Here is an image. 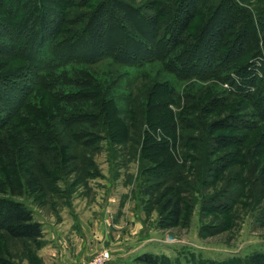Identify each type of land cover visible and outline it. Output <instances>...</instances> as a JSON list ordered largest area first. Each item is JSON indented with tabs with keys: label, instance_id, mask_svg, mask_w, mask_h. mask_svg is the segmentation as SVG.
<instances>
[{
	"label": "trees",
	"instance_id": "16d2710c",
	"mask_svg": "<svg viewBox=\"0 0 264 264\" xmlns=\"http://www.w3.org/2000/svg\"><path fill=\"white\" fill-rule=\"evenodd\" d=\"M4 2L0 0V5ZM8 2L7 9L12 12L18 11L21 3L28 6L21 21L14 15L13 35L2 23L0 30L8 33L14 47L20 44L18 56L27 62V73L32 74L27 83L36 85L30 91L31 87L18 84L2 85L0 79V102L7 106L5 117L0 118V177L4 179L0 184L21 190L24 182L51 190L62 176L76 170L74 162L85 161L88 170L92 169L88 154L96 153L99 143L107 139L111 147L128 143L133 150L138 149L139 163L147 166L145 182L151 193L164 187L159 198L165 203L158 211L161 217L166 213L163 228L176 226L180 220L188 223L198 200L202 212L228 216L222 221L227 227L241 206L255 211L264 226V61L255 74H247L245 68L248 60L260 56V43L264 50V7L250 9L239 0H148L143 10L154 14L145 15L121 0ZM78 6L84 11H74ZM199 14L205 18L202 27L187 42V32ZM78 16L81 19L73 23L78 25L82 20L83 28L78 32L70 26L62 30L68 17L72 22ZM27 31L30 35L24 39ZM61 31L63 39L55 43ZM177 48L184 49L176 52ZM11 49L0 43V51L11 54ZM105 59L129 67L158 61L178 79L197 82L214 80L230 85V74L236 73L241 75L246 93L238 96L219 89L220 101L208 88L200 98L183 92L174 102L182 104L177 114L170 110L171 104L153 102L156 91L136 105L129 97L130 127L113 119L123 124L124 133L120 134L106 118L110 106L117 113L109 90H103V82L89 69ZM237 62H241L239 68ZM70 65L74 68L68 71ZM37 88L46 92L44 97L36 96ZM234 96L245 102L243 109L234 107ZM224 109L227 114L221 119L209 120ZM159 112H167V120ZM227 129L249 133L218 134ZM159 131L168 139L159 137ZM161 154L165 159H158ZM188 168L194 172L195 183L184 175ZM93 177L86 173L85 178ZM217 182L223 187L205 195ZM186 195L193 200L191 206L185 204L182 196ZM0 235L34 243L42 239L43 230L23 204L0 199ZM135 262L170 264L150 254ZM0 264H8L1 254ZM223 264H264V253Z\"/></svg>",
	"mask_w": 264,
	"mask_h": 264
},
{
	"label": "rangeland",
	"instance_id": "374dc122",
	"mask_svg": "<svg viewBox=\"0 0 264 264\" xmlns=\"http://www.w3.org/2000/svg\"><path fill=\"white\" fill-rule=\"evenodd\" d=\"M5 1L9 3V0ZM84 1L86 2V0ZM121 1L140 9L141 13H145V15L154 14L151 10H146V8L143 10L144 7L142 5H145L148 0ZM6 2L0 5V23L10 29L11 31H7L9 34L13 35L16 28V20L20 19L19 21H21V19L25 17L28 12V6L26 7V5L22 4L24 3L23 1L20 4V9L15 11L17 14H14L15 12L7 9ZM80 2L82 3V0H80ZM239 2L250 9L264 7V0H239ZM9 8L12 9L11 7ZM82 9L83 8H79L78 6L74 8V11H84ZM113 13L117 20H121L116 11H113ZM14 15L17 16L16 20L14 18L16 16ZM78 19H81V17L72 18L71 22L68 17L69 22L66 23L62 30L70 26L71 28H75L76 32H78L83 28L82 20H80L81 24L77 25L73 23V21L76 22ZM204 19L205 18H202L201 14L196 17L191 25V29L187 32V34H189L188 38H186L187 42L191 41L190 35L196 34L197 30L202 27ZM122 24L124 23L122 22ZM8 33L4 30H0V43L7 46V48H12L10 52H13L10 54L7 53L9 50L4 52L0 51L1 84L5 86L18 84L20 87H31L29 89L31 91L32 87L36 84L33 83L30 85L27 83L30 82L32 74H30V72L29 74L27 73V62L23 61L22 57L18 56L20 54L18 50L20 44L14 47L13 40L8 36ZM28 33L29 31L23 34L25 37L24 39L28 38V35H30ZM46 37L48 36L46 35ZM62 39L63 33L61 31L55 36L54 42L57 43L62 41ZM226 41L227 38L223 41L225 43V48H227ZM259 48L261 49L260 56L248 60L245 66L247 74L250 73L252 75L257 71L260 72V64L264 61V50L261 43ZM181 49L184 48H177L176 52ZM223 49L218 53H221ZM240 63L241 62H237L235 66L239 68L238 66L241 65ZM71 67L74 68L70 65L67 70L71 71ZM89 69L100 82H103L105 86L103 90L106 88L109 90V96L113 99V104L117 108V113L110 106V109L107 110L106 118H109L108 120H110L112 128L115 129L117 133L119 131L120 134L124 133V127L120 121H124L125 124L130 127L129 120L133 117L128 110L130 108L127 103L129 97H132L133 105H136L137 103L145 102L146 96H150L151 91H156L153 102L160 104V106L161 104H171L169 107L170 110L173 114H177L180 112L182 104L174 102L177 100V95L180 96L183 92H186L185 94H189L192 98L194 96L200 98L208 88L209 91L214 92L212 94L219 95L220 101H222V96L218 93L219 89L236 93L238 96L246 93V87L240 77L241 75H236V73L230 74L233 83L230 85L220 84L214 80L206 82H197L195 79L180 80L172 73L165 71L161 62L158 61L137 67H129L116 64L110 59H105L90 66ZM36 90H38V88ZM45 93L44 90L39 89L36 96L42 98ZM236 96L233 97L236 101L234 107L243 109L245 102L241 103V98ZM8 99L11 98L9 97ZM32 101L35 105L36 100L32 99ZM247 109L244 110L245 112L243 113H247ZM6 112V104L0 102V118L5 117ZM159 113L160 115L163 114V112ZM167 114L168 113L165 112L161 117L166 119ZM226 114V109L221 113L216 111L213 116H210L209 120L215 121L216 119H221ZM113 119H119L120 121ZM244 119H248V117ZM129 129V134L132 135L133 130L132 128ZM180 132L179 130V133ZM230 133L245 134L249 132L248 130L237 132L227 129L218 134L229 135ZM158 136L168 139L167 134L162 131L158 132ZM1 142H3L5 146L7 145L4 139ZM11 150V153L15 152V149L10 148V151ZM180 151L184 152L183 149H180ZM88 157L92 161V169L88 170L90 166L85 161L74 162L73 168L76 170L72 171L69 175L62 176L61 180L52 186L53 188H51V190L47 188L40 190L32 185H26L24 182H22L23 186L21 190L13 186L6 187L4 184H0V199L11 200L23 204L31 211L33 219L41 224L42 230L46 231L44 232V236L47 237L46 240H42V238L32 243L29 241L10 240L0 235V254L5 258L8 264L59 263L60 256L56 258V256L49 254L48 250H45L47 243H52L54 249H59L63 252L61 258L66 264L90 262L103 251L110 254V251L104 246L99 251L97 250L92 254L88 251V254L85 253L81 255L83 249L80 251L78 249L81 243L92 245V243L86 241H93L94 239L92 237L90 238L88 231L83 232L80 228L79 211H86L93 203L98 204L94 202L98 195L120 194L124 189L127 191L125 195L133 196L138 208L141 209L144 214V224L146 225L145 234L148 235L144 238V244L154 243L150 246L153 249L151 251L154 252L145 250L142 254L130 259L128 264H139L135 262V259L145 254L165 258L170 264H206L208 262L223 264L231 260H244L254 254L264 253V226L259 221L255 211H249L245 207L243 208V206L239 207L235 214V220H231V225L227 227L228 224H223L222 221L228 216H223L216 212H202L198 200L191 208L190 216L187 218L188 223L183 224V220H180L179 224L176 226L163 228V219L166 213L161 217L158 211L165 203L164 201L161 202L159 198V195L164 193V187L159 188V190L157 189L153 193L148 190L149 185L145 182L147 179L144 169L146 164L142 162L143 166L139 163V152L137 148L133 150L132 145L128 143L115 146L112 145L111 147L109 141L103 139L99 143V150L93 155L88 154ZM158 159H165V156L161 154ZM191 166L193 165L191 164ZM184 171L187 180L195 183L196 177H194L193 170L189 171L188 168ZM86 173L94 174V177L85 178ZM2 181H4V179L0 177V183ZM2 185H4V187ZM222 185H224L222 182H217L216 186L211 188L210 191H207L205 195L213 194L216 190L221 189L223 187ZM38 190H40V192ZM182 197L185 198L186 206L192 205V198L187 195ZM158 201L159 204H157ZM241 202L244 201L241 200ZM84 214L85 213H81V216ZM168 239L170 240L167 241Z\"/></svg>",
	"mask_w": 264,
	"mask_h": 264
},
{
	"label": "crops",
	"instance_id": "0c3cea01",
	"mask_svg": "<svg viewBox=\"0 0 264 264\" xmlns=\"http://www.w3.org/2000/svg\"><path fill=\"white\" fill-rule=\"evenodd\" d=\"M125 192L127 191L124 189L120 194L98 195L94 201L98 204L93 203L86 211H79L80 228L83 232L88 231L90 238L94 239L86 241L92 245L81 243L78 247L79 251L83 249L81 255L89 252L92 254L105 246L111 256L107 264H128L130 259L142 254L145 250L154 252L150 247L154 243L144 244L143 242L145 236H148L145 234L144 214L138 208L135 198L125 195ZM81 213L85 214L81 216ZM44 232L46 231H43L42 240L47 239ZM52 246V243H47L45 250H48V253L56 258L60 256L59 263L52 264H66L61 258L63 252ZM48 263L46 262V264Z\"/></svg>",
	"mask_w": 264,
	"mask_h": 264
},
{
	"label": "built area",
	"instance_id": "2783aa9c",
	"mask_svg": "<svg viewBox=\"0 0 264 264\" xmlns=\"http://www.w3.org/2000/svg\"><path fill=\"white\" fill-rule=\"evenodd\" d=\"M168 239L167 241H169ZM110 254L106 251L101 252L96 258L90 262L80 263V264H107L110 261Z\"/></svg>",
	"mask_w": 264,
	"mask_h": 264
}]
</instances>
